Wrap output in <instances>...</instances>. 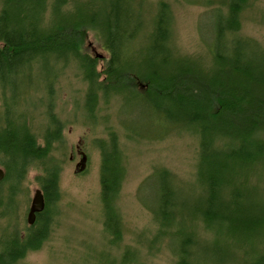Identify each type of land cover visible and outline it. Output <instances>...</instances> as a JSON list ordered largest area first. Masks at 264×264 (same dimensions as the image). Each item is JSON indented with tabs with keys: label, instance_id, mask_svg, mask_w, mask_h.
<instances>
[{
	"label": "trees",
	"instance_id": "obj_1",
	"mask_svg": "<svg viewBox=\"0 0 264 264\" xmlns=\"http://www.w3.org/2000/svg\"><path fill=\"white\" fill-rule=\"evenodd\" d=\"M250 2L202 4L218 13L216 44L226 54H214L216 72L208 79L192 58L175 49L172 10L165 1L157 2L154 11L151 5L142 7L145 0H3L0 104L12 100L17 108L32 107L31 112L42 108L47 124L40 137L26 123L29 111H17L16 126L0 135V165L6 171L0 206L5 200L11 208L0 213V220L12 218L31 170L39 172L46 201L26 235L19 231L14 209L16 221L8 223L14 236L8 241L0 236V263L13 255L18 258L11 264L17 263L39 250L49 235L51 207L61 197V163L54 152L63 144L66 126L56 113L58 82L68 68H76L87 84L83 111L92 124L100 117L108 120L110 114L103 111L115 104V111H123L120 125L128 140L162 139L178 129L198 134L201 198L182 199L178 180L164 168L145 180L156 186L154 197L140 198L159 225L152 242L167 240L176 264H264V190L256 185L264 174V74L247 53L259 49L256 42L236 36ZM90 31L109 53L102 72L83 48ZM136 43H142L141 52L132 48ZM6 86L17 90L11 98ZM162 127L167 130L159 137L147 134ZM107 130L109 139L96 144L103 228L110 244L118 246L123 238L116 203L127 175L126 156L119 133ZM121 258L119 264L138 261L132 247Z\"/></svg>",
	"mask_w": 264,
	"mask_h": 264
},
{
	"label": "rangeland",
	"instance_id": "obj_2",
	"mask_svg": "<svg viewBox=\"0 0 264 264\" xmlns=\"http://www.w3.org/2000/svg\"><path fill=\"white\" fill-rule=\"evenodd\" d=\"M145 1L147 4L142 7L146 10H149V5L154 10L155 4L159 1H165L171 6L175 49L196 62L202 77L212 78L216 72L214 54L226 56L223 47L216 44L221 22L218 13L214 12L213 8L202 5L205 0ZM241 21L242 26L236 36L256 42L260 50L253 49L247 53L263 66L264 0H251ZM141 44H133L132 48L141 52ZM83 48L86 53L96 58L97 71L102 72L109 53L103 48L99 36L90 31ZM86 88L87 84L76 68H68L58 82L59 98L56 102V113L66 123L62 131L63 144L54 152L61 163V197L51 207L53 220L42 247L36 251H29L15 264H119L128 247L136 251L138 260L130 264H176V257L167 240L152 242L159 225L154 221L151 212L141 204L140 198L147 200L151 199L152 195L154 197L156 190L154 181L145 180L159 168L169 170L178 180L182 199L193 202L201 198L198 196L201 186L196 177L200 149L198 134L194 130L190 132L178 129L162 139L128 140L126 132L120 125L119 117H122L123 111L119 109L115 111L117 105L111 104L107 111H103V116H106L107 112L110 114L108 120L100 117L96 124H92L93 121L84 116L83 99ZM31 108L14 107V111L16 113L22 110L29 111L31 116H28L27 121L41 137L47 124L46 117L42 108L32 112ZM108 127L119 133L120 144L126 156L127 175L116 203L122 219L123 238L118 246L111 245L110 237L104 233L100 184L101 152L96 146L97 141L109 139ZM149 130L148 135L152 133L153 136L159 137L167 129L162 127ZM79 145L87 155L88 162L86 170L76 174L75 167L81 159L77 152ZM38 176L39 172L36 170L29 172L21 186V192L16 197V206L11 211L12 218L0 220V236H4L6 241L14 236L15 229L8 227V223L13 224L16 221L12 213L14 209L20 233L26 235L34 226L28 225L27 214L34 192L40 188ZM256 185L264 190V174H261Z\"/></svg>",
	"mask_w": 264,
	"mask_h": 264
},
{
	"label": "bare ground",
	"instance_id": "obj_3",
	"mask_svg": "<svg viewBox=\"0 0 264 264\" xmlns=\"http://www.w3.org/2000/svg\"><path fill=\"white\" fill-rule=\"evenodd\" d=\"M3 0H1V9H0V14L2 11V6H3ZM0 46H2V44H0ZM254 61V60H253ZM254 64L257 65L259 68H261L263 71H259V74H264V65L261 66L259 64V62L254 61ZM7 90H6V94L8 95V97H12L13 93H16L17 90L16 89H11V87L6 86ZM20 95V94H19ZM14 107L15 105L13 104L12 100L8 101V105L4 106L0 104V135L3 134L7 129H13V126H16V121L14 119L13 114H15L16 112L14 111ZM17 107H15L16 109ZM18 109V108H17ZM27 125H30L27 121H26ZM1 166V165H0ZM3 167V166H2ZM2 167H0V169L4 172V177L2 179V181L5 179L6 176V171L5 169H3ZM7 189H9V185L7 187ZM4 192V190H3ZM2 195H0V201L2 200ZM5 203H2V205L0 206V213L1 212H7L10 211L9 209H11L8 205V203L4 200ZM11 206V205H10ZM3 247L0 246V253H3ZM16 256V255H15ZM14 255L11 257V261H9L8 263H4V264H11L12 262H14L18 257H15ZM15 257V258H14ZM0 264H3L2 262Z\"/></svg>",
	"mask_w": 264,
	"mask_h": 264
},
{
	"label": "water",
	"instance_id": "obj_4",
	"mask_svg": "<svg viewBox=\"0 0 264 264\" xmlns=\"http://www.w3.org/2000/svg\"><path fill=\"white\" fill-rule=\"evenodd\" d=\"M77 146V148H79ZM81 159L80 162L76 164L75 167V173L80 174L84 172L87 168V162H88V157L84 152L80 153ZM4 177V172L0 169V182L2 181ZM46 208V201H45V196L41 188H38L33 195L31 205L27 214V223L29 226H33L36 222L37 215L42 213Z\"/></svg>",
	"mask_w": 264,
	"mask_h": 264
},
{
	"label": "flooded vegetation",
	"instance_id": "obj_5",
	"mask_svg": "<svg viewBox=\"0 0 264 264\" xmlns=\"http://www.w3.org/2000/svg\"><path fill=\"white\" fill-rule=\"evenodd\" d=\"M77 152H78L79 155H80L81 152H83V151L81 150V147L77 148Z\"/></svg>",
	"mask_w": 264,
	"mask_h": 264
}]
</instances>
